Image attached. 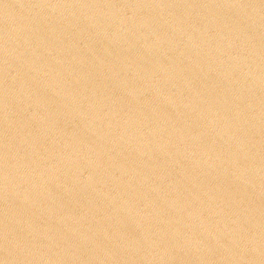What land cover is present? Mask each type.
I'll return each instance as SVG.
<instances>
[{"label":"water","instance_id":"obj_1","mask_svg":"<svg viewBox=\"0 0 264 264\" xmlns=\"http://www.w3.org/2000/svg\"><path fill=\"white\" fill-rule=\"evenodd\" d=\"M0 264H264V0H0Z\"/></svg>","mask_w":264,"mask_h":264}]
</instances>
